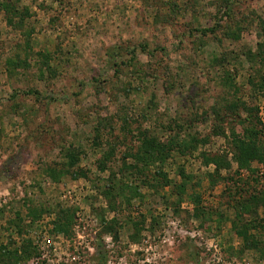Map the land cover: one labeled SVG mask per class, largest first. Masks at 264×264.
Listing matches in <instances>:
<instances>
[{"label":"rangeland","instance_id":"obj_1","mask_svg":"<svg viewBox=\"0 0 264 264\" xmlns=\"http://www.w3.org/2000/svg\"><path fill=\"white\" fill-rule=\"evenodd\" d=\"M253 124L264 0H0V264H264V160L229 140Z\"/></svg>","mask_w":264,"mask_h":264},{"label":"trees","instance_id":"obj_2","mask_svg":"<svg viewBox=\"0 0 264 264\" xmlns=\"http://www.w3.org/2000/svg\"><path fill=\"white\" fill-rule=\"evenodd\" d=\"M2 7L5 8V10L7 11L9 17V22L12 23V19L14 17H20L21 21L19 23V25H23L24 22H22V20H24L23 17L29 16L31 15L29 12V9H25L24 11H21L20 8L17 6L16 3H4L2 5ZM12 18V19H11ZM13 26V23L11 24ZM21 25V26H22ZM31 34H28V37L30 38ZM44 58H48L47 54L43 56ZM48 60V59H47ZM48 62V61H47ZM228 108L230 110H232L233 108V104L232 103H228ZM235 108V107H234ZM249 110V109H248ZM253 111H256V109L254 108V110H250L251 114ZM221 112H218L217 114L220 115ZM259 122V124H261L260 119H257V123ZM264 126V125H263ZM264 136V127H259V125H248L245 128L242 129V132H237L235 129H233L231 131V134L229 136V140H230V144H231V151L232 152V160L234 162H236L239 166V170L238 173L241 171H250L252 173H254V170L252 168V164L254 161H262L264 160L262 157H264V155L262 156V146H260V142L262 141V138ZM264 139V138H263ZM141 146L139 147L140 151L137 154H131V152H129V154H125L126 158H133L136 167L135 168V173L137 174L136 176H142L143 175V169L140 168L141 166L139 165L140 162L144 163L145 168L148 167V162L150 161L149 159H151L152 155L154 153H156V155H159L160 153H162V148H164V145L160 144L158 142V140H156L155 138L149 137L147 135H144V137L141 139ZM168 149H170L172 146H167ZM107 157V156H106ZM227 157V155H226ZM108 158V157H107ZM111 158V157H109ZM209 159V158H207ZM126 161V160H125ZM124 161V162H125ZM209 161V160H208ZM222 158H220L219 156L217 157H212L211 161L208 162L213 163L216 166L217 171H219L221 169V163H222ZM101 170H105L106 169V165L105 163H101L100 165ZM130 168H133V166H131ZM183 176H185L184 173H182ZM241 175V174H240ZM166 176V175H163ZM263 179L260 180L261 182L263 181L264 183V176H261ZM241 180V181H240ZM240 180H238L237 182V186H235V189H239V191L235 190V195L238 194L239 198H235L238 199V202H240L241 199L245 200L243 198V186H242V179L240 178ZM255 181H259L258 178L255 179ZM168 183V182H167ZM119 184V183H117ZM122 185V184H120ZM247 204L242 203L241 207L244 208L246 207ZM65 226V230H67L68 224L67 223H62L61 226ZM17 253V252H16ZM14 257V258H13ZM27 258L29 259V256H27ZM15 259V261H14ZM18 261V253L15 255H11V260L9 261V263L14 264V262ZM6 264V263H5Z\"/></svg>","mask_w":264,"mask_h":264}]
</instances>
